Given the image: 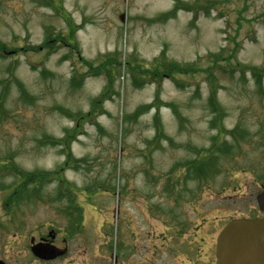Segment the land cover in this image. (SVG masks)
I'll return each mask as SVG.
<instances>
[{"label": "rangeland", "instance_id": "1", "mask_svg": "<svg viewBox=\"0 0 264 264\" xmlns=\"http://www.w3.org/2000/svg\"><path fill=\"white\" fill-rule=\"evenodd\" d=\"M181 1L197 17L161 18L174 0H0V185H26L11 213L12 190L0 191V260L219 264L221 230L260 214L264 81L251 69L264 73V0ZM155 59L192 71L149 76ZM216 87L222 128L247 133L216 178L198 180L191 165L219 132ZM51 231L69 251L40 262L29 241Z\"/></svg>", "mask_w": 264, "mask_h": 264}, {"label": "water", "instance_id": "2", "mask_svg": "<svg viewBox=\"0 0 264 264\" xmlns=\"http://www.w3.org/2000/svg\"><path fill=\"white\" fill-rule=\"evenodd\" d=\"M257 203L264 212V185L257 196ZM49 235L52 240L55 238L53 231ZM32 252L41 260L51 261L63 256L66 249L61 250L52 243H41L34 245ZM216 257L220 264H264V218L231 221L218 236Z\"/></svg>", "mask_w": 264, "mask_h": 264}, {"label": "trees", "instance_id": "3", "mask_svg": "<svg viewBox=\"0 0 264 264\" xmlns=\"http://www.w3.org/2000/svg\"><path fill=\"white\" fill-rule=\"evenodd\" d=\"M174 2H175L174 8L170 12L161 15V18H163L166 21L171 20V19L175 18L176 14H178V12H180L182 10H185V11H188V12H192V13L195 14V17H197L196 12L198 11L199 7H198V5L196 3L193 2V3H189L188 4V3H185V2H183L181 0H174ZM210 6H212V3L210 4ZM68 29H70L71 31H70V34H68V37H67L68 39H66V42H67V44H69L68 46H74L73 43L71 42V40L72 39L74 40V38H75L73 36L74 33H75V29L73 28L72 24H70ZM5 48L6 47L4 45L0 44V51L5 50ZM42 49L46 50L45 45H42L40 47V50H42ZM118 55H119V52H118ZM214 56H216V58L218 59L217 55H214ZM164 60L167 61L168 59L164 58ZM164 60L163 59H155L154 60V62L151 64V68L146 71L147 73H149V76H153V74H154V76H157V75L159 76V75H161L163 73H166V74H168L170 76L171 75L174 76L175 74H177V75L182 74V73L186 74V73L192 71L189 68V66L181 67L175 62H167L166 63ZM127 64L130 66V62L127 63ZM166 65H168L167 69H168L169 72L165 68ZM251 71L253 72V77L256 79V81H255L256 84L257 83L260 84L259 88H260L261 91H263L262 81H264V73L261 72L260 70H258V68H256V67H253L251 69ZM213 86L214 85L211 84V87H213ZM19 88H20V90H22V87H21L20 83H19ZM103 94H105V92ZM210 94L211 95L209 97V109H211L212 115H213V120L211 121V126L214 127V126H216V124L217 125H221L222 124V116H220V114L218 113V109H222V108L220 107L218 99L216 97L217 96V87L215 89L211 90ZM103 100H104L103 95H101L97 100H95L93 102L92 110H90L88 113H86V115H84V116L82 115L81 118L82 119L83 118H90L94 114L96 106H98V104L102 103ZM77 128H78V125L75 127L74 130L76 131ZM58 142L59 141H56V143H55V141L54 142H48V144L50 143L52 146L56 147V146H58ZM62 142L65 145V149H66L65 153L67 155V159H66L65 165L69 166L70 162H71V160H70L71 159V155L67 151V149H69V146H68L69 145V141L66 138ZM63 149H64V147H63ZM47 174H51V173H47ZM57 175H59V174H56V176ZM76 215H78V217L81 218V213L80 212L76 213L73 217H76Z\"/></svg>", "mask_w": 264, "mask_h": 264}, {"label": "flooded vegetation", "instance_id": "4", "mask_svg": "<svg viewBox=\"0 0 264 264\" xmlns=\"http://www.w3.org/2000/svg\"><path fill=\"white\" fill-rule=\"evenodd\" d=\"M17 184H19V183H17ZM19 188H20V184H19V185L14 184L13 187H11V186L9 187V186L0 185V191L12 190V191L8 194V196H7V198H6L7 203H10V204H11V206L8 208L9 213L12 212V208L15 207L16 204H21V202H22V198H21L20 196L16 195V193L18 192L17 189L19 190ZM21 190H23V189H20L19 191H21ZM15 200H16V202H15ZM256 217H264V213H261V212H260V214L257 215ZM49 241H50V240H49V236H48V235H47V236H44V237L41 236V237H39V238L34 237V238L30 239L28 249H29V251L31 252V246H33V244L47 243V242H49ZM53 243L55 244V246H57V247H61V246L58 245V243H56V238L54 239ZM65 247L68 248L67 245H66ZM68 251H69V249H68ZM31 253H32V252H31ZM67 253H68V252H67ZM67 253H66V254H67ZM66 254H65V255H66ZM33 257H34V256H33ZM34 258H35V257H34ZM35 259H37V258H35ZM37 260L40 261V262H42V260H39V259H37ZM57 260H58V259H57ZM1 261H3L5 264H12V263H11L9 260H7V259H3V260H1ZM54 261H56V260H54ZM52 262H53V261H52Z\"/></svg>", "mask_w": 264, "mask_h": 264}]
</instances>
